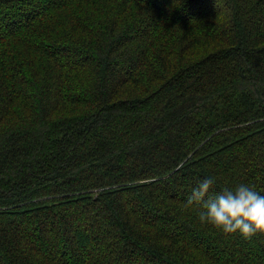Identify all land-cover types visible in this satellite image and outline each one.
I'll return each instance as SVG.
<instances>
[{
  "label": "trees",
  "instance_id": "obj_1",
  "mask_svg": "<svg viewBox=\"0 0 264 264\" xmlns=\"http://www.w3.org/2000/svg\"><path fill=\"white\" fill-rule=\"evenodd\" d=\"M205 178L264 194V0H0V264H264Z\"/></svg>",
  "mask_w": 264,
  "mask_h": 264
},
{
  "label": "clouds",
  "instance_id": "obj_2",
  "mask_svg": "<svg viewBox=\"0 0 264 264\" xmlns=\"http://www.w3.org/2000/svg\"><path fill=\"white\" fill-rule=\"evenodd\" d=\"M213 184L212 178H205L187 197L186 207H196L199 221L225 236L238 233L252 239L264 235V194L247 184L212 192Z\"/></svg>",
  "mask_w": 264,
  "mask_h": 264
},
{
  "label": "rangeland",
  "instance_id": "obj_3",
  "mask_svg": "<svg viewBox=\"0 0 264 264\" xmlns=\"http://www.w3.org/2000/svg\"><path fill=\"white\" fill-rule=\"evenodd\" d=\"M17 19H18V18H17ZM79 237H80V239H82V235H81V234L79 235ZM60 248H61V247H60Z\"/></svg>",
  "mask_w": 264,
  "mask_h": 264
}]
</instances>
